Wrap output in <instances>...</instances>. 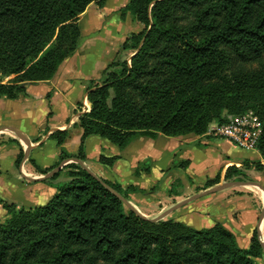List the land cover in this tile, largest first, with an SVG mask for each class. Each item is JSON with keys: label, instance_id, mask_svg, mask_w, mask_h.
<instances>
[{"label": "trees", "instance_id": "trees-1", "mask_svg": "<svg viewBox=\"0 0 264 264\" xmlns=\"http://www.w3.org/2000/svg\"><path fill=\"white\" fill-rule=\"evenodd\" d=\"M93 2L102 8L106 0H0V98H19L24 83L55 76L78 49L79 19ZM120 12L143 25L121 43V54H132L110 62L100 82H89L79 151L63 149L50 167L31 158L38 171L87 160L93 135L125 149L139 137L208 135L213 122L247 111L264 126V0H129ZM69 136L68 129L50 135L59 145ZM258 150L264 158V132ZM24 155L22 149L17 166ZM119 158L101 154L98 161L113 166ZM188 165L186 159L177 166ZM249 168L264 171V162L231 165L225 179L248 180ZM64 169L70 179L43 205L17 209L0 199L8 213L0 223V264H261L257 229L244 248L221 223L194 228L171 217L151 220L105 184L127 200L136 187L98 178L78 162L45 180ZM220 182L218 173L203 188Z\"/></svg>", "mask_w": 264, "mask_h": 264}, {"label": "crops", "instance_id": "crops-1", "mask_svg": "<svg viewBox=\"0 0 264 264\" xmlns=\"http://www.w3.org/2000/svg\"><path fill=\"white\" fill-rule=\"evenodd\" d=\"M128 2L129 0H106L105 6L101 8L103 9L100 13L102 17L98 13H91L90 16L94 21L93 30L96 33L85 36L86 32L82 28L83 36L78 49L73 55L65 59L53 78L46 81L26 82L28 84V86H25L27 91L19 98H0V130L6 126L17 128L24 133L25 141L29 145L27 161L22 160L20 165L17 166L16 160L19 153L22 149L25 153V146L21 142L20 135L12 130H6L4 134L0 133V183H13L22 187L23 190H36L40 192V196H46L44 190H47L48 193L50 190L47 183H45L48 181L45 179L33 181L23 176V172L30 177H38L44 174L37 170L30 159H34L42 167H50L59 162L63 149L74 154L79 151L83 134L82 128L78 126L81 115L80 108L87 97L89 82H100L103 70L110 62L121 55V43L131 32L139 31L143 28V25L131 17L130 13L124 19L121 17L120 9ZM129 22L136 24L133 28H130L133 30H126L124 24ZM43 84L47 86L41 92L40 98L37 99L32 94L33 87ZM48 94H50V97ZM58 96L63 100V102L60 101V108L58 107L59 113L53 109L55 99ZM36 99L42 100L46 104V106L44 105L46 123H44V120H40L36 123L38 126L36 127L37 130L31 132L27 128V122L31 119L34 112V101ZM63 106L65 107L64 113L61 111ZM70 106H72L71 110ZM49 108L51 109L49 110ZM56 129H68L70 133V136L62 145H59L56 140L50 137L51 133ZM94 136H90L86 140L85 154L87 160L84 163L96 174L98 173L112 181H118L125 187L133 184L125 182L128 172L135 174V167L140 161L145 159L151 161V169L146 171L147 173L143 172L142 176H135L141 184L133 185L150 189L156 181L161 180L162 190L157 201L162 205L159 206L157 213L192 195V191L188 190L181 194H167L173 181L172 176L176 172H167L166 176H164V173L176 160L189 159L191 169L195 167L198 157L196 152L200 150L198 149L201 148L199 142L203 140L207 145L208 151L203 150L200 157L212 155L220 161L213 175L204 176L201 181L203 183L214 178L218 173H221L222 181V179H225V173L229 166L237 165L241 168L245 159L262 160L264 162V158L258 149L239 147L223 137L208 139L206 137L208 135L166 136L159 134L157 138L139 137L125 149L117 148V145L114 144L120 154L117 153V149L112 145L115 150L113 155H120L121 159L124 157L129 158L130 165L125 162L118 165L117 161L113 166H106L98 161L101 154H104L102 150L103 145H106L105 138L103 139L104 141L96 139L97 143H95L92 139ZM192 151L195 152L196 156L191 154ZM63 162L67 165L73 160L72 158L66 159L61 161L60 164ZM191 169L189 168L190 171ZM244 170L247 176L264 186V171L254 168ZM146 176L153 177L154 182L147 180ZM58 180L59 177L52 180V182ZM50 193H52L51 190ZM157 194L146 195L147 198L145 197L144 202L148 200L149 202L154 201V196ZM194 200L188 202L189 204L185 207L178 208L176 211L177 217L174 219L194 228L211 227L216 223H223L236 235L237 242L244 248L250 245L256 229L260 228L261 236L264 240V191L259 187L239 186L238 188L225 189L221 193L202 199V201ZM133 203L141 212L150 216L149 211L151 209L149 207L146 206V212L135 202ZM0 212L3 215L8 214L7 210L2 209L1 204ZM261 259L263 260L261 264H264V254L258 258V261Z\"/></svg>", "mask_w": 264, "mask_h": 264}, {"label": "rangeland", "instance_id": "rangeland-1", "mask_svg": "<svg viewBox=\"0 0 264 264\" xmlns=\"http://www.w3.org/2000/svg\"><path fill=\"white\" fill-rule=\"evenodd\" d=\"M102 10L103 9L99 8V6L96 4V2H93V3H91L88 6V8L86 9L85 13L80 16L79 22H80L82 28L84 29V31L86 32L85 36H88L91 33L92 34L96 33L95 30H93L94 21L92 20L90 15H91V13L95 12V13H98L100 17H102V15H100ZM131 17H132V15H131ZM135 25L136 24H133L131 22H129L127 24H124L126 30H128V29L129 30H133V29H130V28H133ZM130 54H132L131 51L122 52V54L120 56H126V55H130ZM11 77L12 76H7L8 79L5 77L4 78V82H7ZM46 86H47L46 84H43L41 86L33 87V92H32L33 96L36 97L37 99L40 98L39 96H41V92H43L45 90ZM37 99L34 101L35 105H34V109H33L34 112L32 111L33 112L32 113V117L27 122V128L31 132H35L37 130L36 127H38V126H37L36 123L39 122L40 120H44V123H46V116H45V113H46L45 106H46V104H44L42 100H37ZM60 101L63 102L62 98H59V96H58V97H56L55 102H54L55 105H54L53 109L55 111H57L58 113L60 112V110H58V107L60 108ZM51 106L53 107V105H51ZM51 108H49V110ZM69 108L71 110L72 106H70ZM61 111L63 113L65 112V107L64 106L61 107ZM30 116H31V114H30ZM206 137L208 139L217 138V137L212 136V135H208ZM92 139H93V141L95 143H97L96 139L103 140L104 138L101 137V136H94ZM104 140H105L106 145H103L102 153L108 154V155H113L115 153V150L113 149V147H115L114 144L111 143L109 140H106V139H104ZM201 142H203V143H201ZM201 142H199V146L201 148L197 147L200 150H198L196 152L198 157H197V163L195 164V167H193L192 169H191V167L189 165L185 166V167L184 166L183 167L182 166L178 167L177 166L178 163L182 162L184 160H176L173 163V165L167 171H165L164 176H166L167 172H170V171L176 172L172 176L173 177V181H172V183H171V185H170V187H169V189L167 191V194H172V193H175V194H179L180 193L181 194V193H183V192L188 190V191H192V195H194L196 193H199V192L205 190L203 187H204L206 182L203 183L201 181L203 180L205 175H208V174H210V175L212 174L213 175V172H214L215 168H217L219 166L220 161L216 157H214L212 155H209V156H206V157H202V156L200 157V155L202 154L201 152H203V150L204 151L205 150L208 151V149L206 147L207 145L204 142V140L201 141ZM112 145H113V147H112ZM116 147L119 148L118 146H116ZM117 153L120 154V151L118 149H117ZM191 154L193 156H196L194 151H192ZM23 160H24V158H23ZM25 161H27V160H25ZM117 161L116 162H117L118 165H120L123 162L128 163V165H130V159L129 158L127 159L126 157H124L123 159H121V157H120ZM73 162H76V161H73ZM174 165H175V167H174ZM189 168L191 169L192 172L189 170ZM149 169H151V161H149L147 159L140 161V163L137 164V166L135 167V170H134L135 174H131V173L128 172L127 180H125V182H128V184L133 183V184H139L140 185L141 182L136 177L137 176L138 177L142 176L143 175L142 173L146 172V171H149ZM3 175H4V172H3ZM248 178H249L248 180H253V178H251L249 176H248ZM69 179L70 178L68 177V171H67V169H65L59 175V180L58 181H56V182H52V181L45 182V183H47V186L49 187V189L52 191V193H50V190H49V193H48L47 190H44L45 195L49 196V197L40 196V192H38L36 190H33V191H30L29 189L23 190L22 187H20L18 185H14L13 183H8V182H4L3 184L0 183V199L6 200L8 202H14L16 204L17 209L20 208V207H26L27 208V207H30V206L43 205L57 192L58 185L62 184L63 182L68 181ZM146 179L150 180L151 182H154L153 177L146 176ZM233 179H235V178H233ZM225 181H228V180L227 179H222V181L220 183L225 182ZM133 184H132V186L136 187L137 189L133 190V191H130V193L128 195L129 198H130V200H129L130 202H132V203L135 202L138 206H140V208L143 211H146V212H147L146 206L149 207L151 209L149 211L150 212V216L149 217H156L160 213L163 212L162 211L160 213H157L159 206L162 205V204L158 203V201H157L159 199L158 196L160 195L161 190H162L161 180L156 181L155 184L153 185V187H151L150 189L147 188V187L142 188V187H140L138 185H133ZM238 187L239 186L230 187V188H226V189L238 188ZM159 190H160V192H159ZM224 190L225 189L220 190V191L215 192V193H211V194H207V195L201 196V197L195 199L194 201H202V199L208 198L211 195H216V193L217 194L221 193ZM158 192H159V194H157ZM149 194H157V195L154 196V199H155L154 201L149 202V200L147 199L148 201H146V202H149V203H146V202H144V200H145L146 195H149ZM188 204L189 203L183 205L182 207H185ZM2 209L6 210L3 207V205H2ZM176 211H177V209L174 210L173 212H171L167 217L168 218L177 217L176 216L177 215ZM7 218H8V214L3 215L0 212V223L5 222L7 220ZM221 224H223V223H221ZM235 237H236V235H235ZM259 262L262 263L263 260L261 259Z\"/></svg>", "mask_w": 264, "mask_h": 264}, {"label": "water", "instance_id": "water-1", "mask_svg": "<svg viewBox=\"0 0 264 264\" xmlns=\"http://www.w3.org/2000/svg\"><path fill=\"white\" fill-rule=\"evenodd\" d=\"M24 86H28L27 83L24 84ZM89 106L91 107V103L89 102ZM6 130H12L17 132L20 137H21V142L22 144L25 146V156H24V160H27V153L29 152V145L27 144V142L25 141V135L23 132L19 131L17 128L15 127H11V126H6L3 127L2 130H0L1 134H4V132ZM73 161H76L78 163H80L82 165L83 168L87 169L92 175L96 176L99 178V176L93 172L91 169H89V167L79 158H72ZM65 163H61L60 165H58L57 167L53 168L50 172L43 174L41 176L38 177H30L28 176L25 172H23V176L26 177L27 179L33 180V181H41L44 179H47L49 177H52L53 175H55L57 172H59L63 167H64ZM113 193H115L117 196H119L124 203L132 210L136 211L138 214H140L141 216L145 217V218H150L151 220H160V219H164L166 218L171 212H173L174 210L182 207L183 205L187 204L188 202L197 199L201 196L207 195V194H211V193H215L218 192L220 190L226 189V188H230V187H237V186H255V187H259L260 189H262L264 191V186L255 180H239V179H231L222 183H218L216 185H213L199 193H196L190 197H188L187 199H184L178 203H176L175 205H173L172 207L164 210L162 213H160L158 216L156 217H149L147 216L145 213L141 212L132 202H130L129 200H127L122 194H120L118 191H116L115 189H113L112 187H110L109 185L105 184ZM258 233H259V238L260 241L263 245L264 248V240L261 236V231L260 228L258 229Z\"/></svg>", "mask_w": 264, "mask_h": 264}, {"label": "built area", "instance_id": "built-area-1", "mask_svg": "<svg viewBox=\"0 0 264 264\" xmlns=\"http://www.w3.org/2000/svg\"><path fill=\"white\" fill-rule=\"evenodd\" d=\"M90 108L86 97L80 111L87 112ZM263 132L264 126L259 117L253 111H247L240 115L229 116L228 121L222 124L213 122L207 134L229 139L242 148L258 149Z\"/></svg>", "mask_w": 264, "mask_h": 264}]
</instances>
